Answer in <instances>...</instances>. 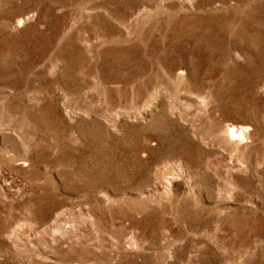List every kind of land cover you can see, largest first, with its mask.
<instances>
[{"label": "rangeland", "instance_id": "374dc122", "mask_svg": "<svg viewBox=\"0 0 264 264\" xmlns=\"http://www.w3.org/2000/svg\"><path fill=\"white\" fill-rule=\"evenodd\" d=\"M0 264H264V0H0Z\"/></svg>", "mask_w": 264, "mask_h": 264}, {"label": "bare ground", "instance_id": "6f19581e", "mask_svg": "<svg viewBox=\"0 0 264 264\" xmlns=\"http://www.w3.org/2000/svg\"><path fill=\"white\" fill-rule=\"evenodd\" d=\"M230 135H231V136H233V135H234V132H233L232 130L230 131Z\"/></svg>", "mask_w": 264, "mask_h": 264}]
</instances>
